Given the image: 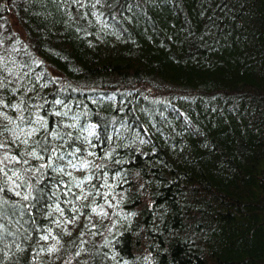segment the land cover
Returning <instances> with one entry per match:
<instances>
[{"label": "trees", "instance_id": "16d2710c", "mask_svg": "<svg viewBox=\"0 0 264 264\" xmlns=\"http://www.w3.org/2000/svg\"><path fill=\"white\" fill-rule=\"evenodd\" d=\"M0 145V264H264V0H0Z\"/></svg>", "mask_w": 264, "mask_h": 264}, {"label": "snow or ice", "instance_id": "6c2138e0", "mask_svg": "<svg viewBox=\"0 0 264 264\" xmlns=\"http://www.w3.org/2000/svg\"><path fill=\"white\" fill-rule=\"evenodd\" d=\"M0 146H2V145H0ZM33 155H35V153H33ZM45 239H47V237H45Z\"/></svg>", "mask_w": 264, "mask_h": 264}]
</instances>
